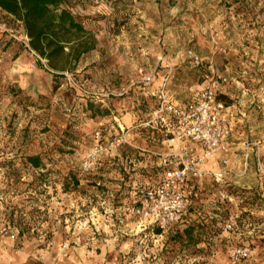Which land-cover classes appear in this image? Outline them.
Wrapping results in <instances>:
<instances>
[{"label":"rangeland","instance_id":"obj_1","mask_svg":"<svg viewBox=\"0 0 264 264\" xmlns=\"http://www.w3.org/2000/svg\"><path fill=\"white\" fill-rule=\"evenodd\" d=\"M64 2L92 32L95 47L57 80L38 63L31 66L22 22L0 10V223L15 226L16 240L25 238L40 249L34 264L58 263L49 255L69 250L78 254L74 227L83 228L92 213L108 224L84 244L86 259L77 255L70 264H264V195L255 174L264 166L261 151L251 163L255 185L241 187L229 178L227 188L246 191L234 204L219 199L212 177L196 183L179 223L207 226L196 246L173 239L176 228L150 224L123 230L134 220L125 211L133 186L156 180L164 167L144 166L149 159L140 155L144 128L131 131L130 143L101 154L89 171L82 168L96 131L106 142L121 132L119 122L147 117L156 100L144 87L166 83L185 96L210 77V65L222 76L218 89L247 110L250 137L264 147V0ZM188 50L201 63H191ZM149 73L153 82L142 84ZM131 81L137 84L127 94H116ZM90 102L108 113L92 116ZM35 154L44 163L39 168L27 162ZM148 170H154L149 178ZM235 214L234 228L225 231V221ZM237 244L248 245L251 254L234 263L229 252Z\"/></svg>","mask_w":264,"mask_h":264},{"label":"built area","instance_id":"obj_2","mask_svg":"<svg viewBox=\"0 0 264 264\" xmlns=\"http://www.w3.org/2000/svg\"><path fill=\"white\" fill-rule=\"evenodd\" d=\"M22 41L34 57L31 66L34 67L39 61L46 66V59L30 47L25 33ZM187 57L193 64L201 63L200 56L193 50L187 51ZM209 73L210 77L202 83L196 97L184 104L170 99L167 84L163 83L156 95V106L146 119L138 124L159 134L161 141L167 143L170 150L164 155L156 153L164 156L162 163L165 168L161 178L154 184L141 183L133 187L131 203L125 207L129 216L160 228L182 223L195 196L196 183L204 177H212L217 184V196L221 201L229 204L237 202L236 196L228 191V178L242 174L246 168L235 170L226 157L220 158L221 166L217 169L206 167L217 155L227 153L232 135L231 115L222 104L216 102L222 76L213 65H210ZM153 80L154 74L149 73L144 75L140 82L148 85ZM136 84L137 81L122 84L116 94L125 95ZM131 129L121 128L119 134L106 142L101 140V133L96 131L95 142L82 161V168L89 171L101 154L124 143H130ZM139 148L149 151L147 147ZM258 174L264 195V166H259ZM236 217L238 214L231 215L225 221V231L234 228ZM78 223L81 225L83 222L79 220ZM260 226H264V220H261ZM0 233L10 239H16L19 230L10 223H2ZM39 238H43V235H39ZM46 243L51 246L53 241L48 240ZM250 254L251 248L246 244L234 245L229 252L234 263L249 258Z\"/></svg>","mask_w":264,"mask_h":264},{"label":"trees","instance_id":"obj_3","mask_svg":"<svg viewBox=\"0 0 264 264\" xmlns=\"http://www.w3.org/2000/svg\"><path fill=\"white\" fill-rule=\"evenodd\" d=\"M64 3V0H0V10L22 22L30 47L46 59V66L40 61L37 63L51 71L55 80L63 76L64 71L71 70L83 54L95 47L92 32L86 29L83 22ZM2 34L0 32V40ZM87 109L92 111V116L108 113L107 109L95 107L91 102L87 104ZM145 119L146 117L136 118L130 123L123 124L125 127H131L142 123ZM27 162L34 168L44 165L38 154L28 156ZM164 168L161 169L156 180L145 183L157 182ZM146 173L149 178L154 170H148ZM228 191L235 196L246 192L235 187L228 188ZM205 227L207 226L203 223H190L186 219L185 224H174L168 229H177L172 235L173 239L196 246L201 241Z\"/></svg>","mask_w":264,"mask_h":264},{"label":"crops","instance_id":"obj_4","mask_svg":"<svg viewBox=\"0 0 264 264\" xmlns=\"http://www.w3.org/2000/svg\"><path fill=\"white\" fill-rule=\"evenodd\" d=\"M159 87L160 85H151L144 87V89L147 90L146 94L155 96V100L157 101L156 95ZM200 87L201 85L196 87L195 91L193 92L188 89L190 92L186 93L185 96H178L168 86L167 91L170 99L174 100L177 103L184 104L186 102L192 101L196 97ZM216 102L222 104L231 115L232 135L230 138V144L227 153L224 155H217L214 159L208 162L206 167L208 169H217L221 166L220 158L226 157L228 158L229 164L233 166L235 170L241 171L242 169H244V167L246 168V170L242 174L230 176L232 177L231 180L234 182V184H238L241 187L247 186L248 188H250L252 185H255L254 179L252 178L251 166L253 155L257 150L264 153V147H261L262 145L259 144V141L257 142L256 139L250 137L253 129L251 127L249 116L247 115V110L244 107L233 103L231 95H229L227 92L221 93V90L219 89L217 92ZM151 111L152 110H149L145 114L149 115ZM127 113H130V111H128ZM117 126L120 128L125 127L121 122H119ZM141 127L142 126L134 125L128 128H132V132L138 133V131L142 132ZM142 128H144L148 134L142 140L141 147H147L149 151L141 150L143 152H140V155L149 158L145 159L144 166L153 168L155 164L160 165L162 159L164 158V156H159L156 153H161L164 155L165 152L170 150V147L166 143L167 146L165 148H162V151L159 145L165 143L161 141L159 134H157L155 131H151L149 128ZM145 139H148L151 144L147 145ZM255 174H257V184H260L259 174ZM92 214L93 215H91L89 219H86L85 226L83 228L76 229L74 227V235L71 239L73 241H76L78 245H80L77 248L78 254H75V252H71L69 250L67 254L62 256L56 255L52 258V256L49 255L50 260L56 261L59 264H70L71 260H77V255H79V258H82L83 260L86 259L84 244L89 243V241L92 242L95 239V235L93 234H95L96 231H99L100 228H103L108 224L107 222H104L102 220H96L93 217L95 213ZM128 216L129 215H127V217ZM149 225V223L139 221L138 219L134 218V220H132L131 222L123 224V230H125V232H127L128 230L133 231L137 227H147ZM65 227L71 229L72 225L67 224ZM21 238L17 240L10 239L0 233V264H34V262H37V253L40 252V249L34 248L32 241H29L25 238L22 240Z\"/></svg>","mask_w":264,"mask_h":264}]
</instances>
